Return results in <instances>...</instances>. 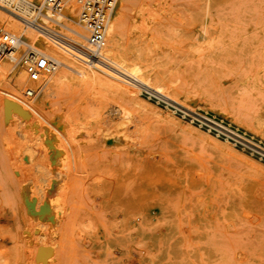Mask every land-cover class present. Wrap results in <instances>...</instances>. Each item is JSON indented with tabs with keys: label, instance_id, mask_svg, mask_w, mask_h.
Returning <instances> with one entry per match:
<instances>
[{
	"label": "rangeland",
	"instance_id": "374dc122",
	"mask_svg": "<svg viewBox=\"0 0 264 264\" xmlns=\"http://www.w3.org/2000/svg\"><path fill=\"white\" fill-rule=\"evenodd\" d=\"M212 1L125 4L126 36L157 40L142 72L166 96L114 71L136 90L128 137L90 124L64 194L68 161L0 106V264H264V0Z\"/></svg>",
	"mask_w": 264,
	"mask_h": 264
},
{
	"label": "bare ground",
	"instance_id": "6f19581e",
	"mask_svg": "<svg viewBox=\"0 0 264 264\" xmlns=\"http://www.w3.org/2000/svg\"><path fill=\"white\" fill-rule=\"evenodd\" d=\"M43 1L0 0V35L2 34L0 64L3 68L9 65L5 50L10 44L9 51L19 50L22 45L27 47L21 60L24 66L17 64L18 59L14 56V51L9 55V59L16 64L12 66L10 76L1 77L0 106H4L7 121L17 116L21 117L25 121L27 133L35 137L40 135V147L44 153L68 161L67 174L58 171L55 180L56 192L64 194L68 188L63 180L77 174L79 162L84 155L86 144L84 136L92 137L90 124L97 121L106 132L117 130L122 138L128 137L124 129L116 125L125 124V120L135 112L134 110L132 112L129 100L136 90L132 89L130 81L114 71L163 96H166V90L162 85L148 79L142 72L144 67L142 58L157 47V40L148 35H143L146 36L145 39L136 37L130 39L125 34L124 24L127 22L125 4L129 0H118L107 27L105 44L99 54L100 60L89 59L81 48V51H74L68 47L67 43H71L72 40L79 46H86V32L79 20V9L73 1L62 2L60 11L63 18H57L63 24L64 31L59 32L64 36L65 42L53 41L44 32L28 24L27 21L35 17L36 7L41 6ZM211 6L218 7V1L213 0ZM3 9L15 16L7 14ZM199 10L201 11V8ZM199 14L201 18L202 13ZM50 15L49 11H45L40 18L41 23L47 25ZM205 21L201 25L204 33L201 36L212 38L213 33L207 28ZM126 37L128 48L123 50ZM40 56L49 59V66L38 81L32 82L26 76L25 61ZM8 82L11 86H7ZM26 85L32 86L26 90V93L28 90L34 93L32 100L27 99L22 92ZM58 93L64 102L59 108H54V98ZM105 107L109 108L104 112ZM48 184L46 188H52V184L50 185V182ZM48 194L49 196L53 194L52 189Z\"/></svg>",
	"mask_w": 264,
	"mask_h": 264
},
{
	"label": "built area",
	"instance_id": "2783aa9c",
	"mask_svg": "<svg viewBox=\"0 0 264 264\" xmlns=\"http://www.w3.org/2000/svg\"><path fill=\"white\" fill-rule=\"evenodd\" d=\"M66 0H44L41 6L36 7L35 17L27 21L28 24L36 28L48 37L56 42H65L64 36L56 29H52L46 24H42L40 18L49 11L51 17L48 18V22L62 27L63 24L57 19H61V4ZM79 9V20L83 24V28L86 32L85 43L86 46H79L73 40L71 43H67L72 50L81 51L89 57V59L100 60V52L105 44L106 31L111 17L116 9L118 0H71ZM58 20V21H57ZM81 48V49H80ZM27 75L32 82H36L41 78L43 71L49 66V59L45 56L38 58L32 57V60L25 61ZM28 95L32 96L34 93L28 90Z\"/></svg>",
	"mask_w": 264,
	"mask_h": 264
}]
</instances>
